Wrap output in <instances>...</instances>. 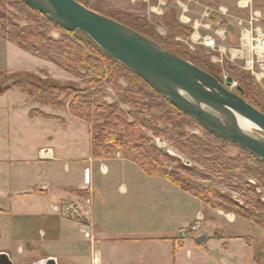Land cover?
<instances>
[{"label":"crops","instance_id":"0c3cea01","mask_svg":"<svg viewBox=\"0 0 264 264\" xmlns=\"http://www.w3.org/2000/svg\"><path fill=\"white\" fill-rule=\"evenodd\" d=\"M207 1L233 11L247 0ZM250 1L264 16V0ZM18 71L26 70L8 72ZM18 95L16 103L0 106V253L12 261L24 257L23 264L48 259L92 264L94 257L99 264H210L213 247L225 254L213 264H254L257 258L264 264L243 240L250 236L234 233L242 219L208 207L165 178L145 174L119 153L93 158L87 125L88 139L69 138L61 115L70 113L64 107ZM68 202L78 206V219L53 211ZM195 224L199 231L183 238ZM232 248L247 249L246 257Z\"/></svg>","mask_w":264,"mask_h":264},{"label":"trees","instance_id":"16d2710c","mask_svg":"<svg viewBox=\"0 0 264 264\" xmlns=\"http://www.w3.org/2000/svg\"><path fill=\"white\" fill-rule=\"evenodd\" d=\"M0 3L9 4L26 23L20 27L8 20L0 10L1 38L32 57L49 62L86 82V87L79 89L70 84L61 85L52 79H38L23 71L6 73L0 70V95L16 88L38 104L64 107L75 119L88 126L93 158L105 160L121 153L145 174L165 178L208 207L235 215L264 230V198L260 196L264 192L263 162L231 142L206 132L192 117L174 107L140 77L105 55L83 32L60 28L21 0H0ZM169 15L170 21L165 27L166 37L161 40L152 37L154 28L146 21L135 20L128 24L111 15L103 16L155 41L170 54L222 81L221 75L209 66L202 65L199 58L192 59L178 53L173 40L176 36L186 38L189 31L178 24L175 13ZM52 32L59 33V38H52ZM248 78L254 80L250 75ZM121 82L126 87L117 94L115 103L107 104L105 100L109 96V89L120 88ZM61 95L66 99L65 104H56ZM241 97L264 113L245 94ZM133 98L153 103L160 113L158 121L162 126L136 110ZM122 105L130 106L129 112H124ZM36 114L49 118L37 111ZM190 124L197 125L203 137L192 135L182 141L183 127ZM147 132L152 135L149 136ZM155 138L172 144L200 168L186 166L189 160H182L183 164H179L177 156L154 146ZM230 148L238 149L239 155L234 158L227 156ZM249 159L254 161V168L247 166L246 161ZM256 180L258 185L255 186ZM203 182L209 186H203ZM227 192L239 198H232ZM243 240L251 245L252 238ZM254 264H261V261L256 259Z\"/></svg>","mask_w":264,"mask_h":264},{"label":"water","instance_id":"95a60500","mask_svg":"<svg viewBox=\"0 0 264 264\" xmlns=\"http://www.w3.org/2000/svg\"><path fill=\"white\" fill-rule=\"evenodd\" d=\"M21 1L60 28L83 32L105 55L140 77L206 132L231 142L264 163V113L240 96V87L230 90L232 78L220 81L170 54L155 41L76 0ZM234 115L252 125L254 131L240 128ZM0 264L14 262L0 253ZM33 264L57 263L48 259Z\"/></svg>","mask_w":264,"mask_h":264},{"label":"rangeland","instance_id":"374dc122","mask_svg":"<svg viewBox=\"0 0 264 264\" xmlns=\"http://www.w3.org/2000/svg\"><path fill=\"white\" fill-rule=\"evenodd\" d=\"M78 1L82 4H84V6H86L87 8H89V9H91V10H93L99 14L101 13V15L102 14L103 15L104 14L111 15L112 17L118 19L119 21H121L123 23L130 24L131 22H134L135 20L146 21L152 27V29L154 28L153 31L151 32V35L156 40H159V39L161 40L162 38L166 37V35L163 36L160 34V32L158 31V28L165 29V27H167V25H168V22L170 21V15L169 14L171 12H173V14L175 13V10H171L172 8H170L166 11L167 13L164 17H162V18L161 17H157V18L154 17V18L148 19L146 12H145L146 4H144L142 2V0H135L134 2H132V0H78ZM189 1L197 2L200 5L207 4V5L214 7V4H211L207 0H189ZM151 2L153 5H155L157 0H152ZM172 2H173L172 0L169 1V3H171V4H172ZM253 2H252V4H253ZM200 9L201 8L198 6L197 10L200 11ZM0 10L4 13V15L6 16V18L8 20H11L12 22L18 24L20 27L24 26L26 24L25 21L20 18L18 13L15 11V9L10 7L9 4L0 3ZM237 16L239 17L240 15H236L235 17H237ZM175 17H176V14H175ZM176 20H177V17H176ZM154 30H155L156 35L154 33ZM51 36L54 39H58L60 35L57 32H52ZM176 37L183 38L182 36H176ZM175 38H174L173 42H174V44H176L175 46L178 48V53L183 54V56H186V57H189L192 59L193 58H199L198 60H201L202 65H204L206 67L209 66L208 68L214 69L216 71V74L221 75L222 78L225 75L232 78V80L237 83V88L241 87L243 89V91H242L243 93H240V96H242V94H245V96L248 98V100L251 103H253L257 107H259V109L264 112V85H262L261 82L256 81L254 78H253L254 80H250L248 78L249 74L245 73L244 71H242L238 67H235V66L229 64V62L225 58L221 59V61L224 60L222 62L219 61L216 63H212L211 59H210L211 55L209 53H207V51L202 50V49H197L195 52L190 51L187 48V46H185L183 44H179L178 42H176ZM177 44H179V45H177ZM216 56H219V55H216ZM10 69L11 70L25 69L26 71H24V72L31 74L35 78L43 79V80L52 79V80L60 83L61 85L70 84V85H73L79 89H83L86 87L85 80L71 76L70 74L60 70L55 65H53L49 62H46V61L32 57L31 55L25 53L24 51H22V50L18 49L17 47L11 45L10 43H7V41H5L3 38L0 37V70H3L4 72L9 73L8 71ZM119 86H120V88H118V89H109V96L105 100V102L107 104H112V103L116 102L117 94L120 93L126 87V84L124 82H121ZM12 89H16V88H12ZM233 91H235V90H233ZM13 92H15V93H13ZM13 92L12 93L7 92L6 94L4 93L0 96V106L7 104V102L12 104L16 101L17 96H19L18 90L13 91ZM30 100L33 101L32 99H30ZM132 101L135 104L134 107L136 110L140 111L146 117L152 118L153 120H155L157 122L158 126H162V123L158 121L160 113L157 109H155V107H154L155 105L153 103H151L147 100L138 99V98H133ZM65 102H66L65 97L61 95L59 98V101L56 102V104L63 105V104H65ZM122 109L124 110V112L127 113L130 110V106L122 105ZM62 114L63 115H61V116L62 117L64 116L67 124L69 125V130H68V137L69 138H71L75 135L80 136V139H82V140H84V139L86 140L89 138L88 129H87L86 124H84L83 122H81L77 119H74L73 117H71L70 114L68 115L65 112H62ZM16 122L18 124H22V123H24V120H22L20 122L16 120ZM183 131H184V137L182 138V141L187 140L192 135H196L198 137H203V132L201 131V129H199V127L197 125L195 126L194 124H192V125L190 124V126L183 127ZM147 133L149 136L152 135V133H150V132H147ZM161 143H163V144H161ZM153 144L156 148L164 151L165 153H170L171 155L177 156L180 160L179 164L180 163L183 164L182 160H184V161L189 160L190 163H185L186 166H190L192 168H200L195 162L191 161L188 157H186L184 154H182L178 150V148H176L172 144L164 142L158 138L154 139ZM83 145L85 146L84 141H83ZM239 153H240V151L238 149L230 148V149H228L227 156L234 158V157H237L239 155ZM119 154H121V153H119ZM113 163L120 164V162H118V161L113 162ZM246 164H247V166H249L251 168L255 167V163L252 159L247 160ZM125 166H126V169H129L130 167H132L131 164L125 165ZM121 183H123V182L116 183V186L121 185ZM202 184L205 187L209 186V184L206 182H203ZM254 185L255 186L258 185L257 180L254 183ZM226 194L232 198H235V199L239 198L238 195H236L232 192H227ZM260 196H262L264 198V192H261ZM241 222H242L243 226H241V228L236 229L237 231H235L234 233H238V234L244 235V236H250L252 238L251 245L249 246L250 250H253L256 253H260L262 255V259L264 260V230L253 225V224H251V223H249V222H247V221H245V220H243ZM222 224L227 229H229V231H231V232L233 231L232 228H234V226L226 224L224 222ZM183 232L186 235H188V238H191L194 236V233L190 232V228H188L187 230H184ZM245 245L248 247L247 244H245ZM231 251H236L238 253L241 252V253H243L242 255L244 257H246L245 253H247V249H245V248L239 249V250H237L236 248H232ZM231 253H233V252H231ZM224 256H225V254L222 251H220L218 248L213 249V247H211L209 250L210 264H213L214 260L221 259ZM211 258H213V259H211ZM24 259H25L24 257L18 258L16 260H14L13 262H14V264H23ZM258 259L259 258H257V260Z\"/></svg>","mask_w":264,"mask_h":264},{"label":"built area","instance_id":"2783aa9c","mask_svg":"<svg viewBox=\"0 0 264 264\" xmlns=\"http://www.w3.org/2000/svg\"><path fill=\"white\" fill-rule=\"evenodd\" d=\"M151 1L142 0L146 4L148 19L162 18L172 8L171 10L177 12L178 24L189 31L186 38L176 37V42L187 46L193 52L197 49L207 51L211 55L212 63L222 62L224 60L221 59L225 58L229 64L264 85V16L253 9L250 0L239 2L233 11L225 7L200 5L189 0H172V4L169 3L170 0H157L155 5ZM198 6L200 11L195 12L194 9ZM236 15L241 17H235ZM158 31L161 35H166V28H158ZM227 78V75L223 76L222 81L225 82ZM236 88L237 83L232 81L230 90ZM53 211L67 219L76 220L80 217V210L73 202L60 203ZM197 230V224L190 226V232ZM89 235V232H84L85 238ZM181 236L185 238L186 234ZM97 260L94 257L92 264Z\"/></svg>","mask_w":264,"mask_h":264},{"label":"bare ground","instance_id":"6f19581e","mask_svg":"<svg viewBox=\"0 0 264 264\" xmlns=\"http://www.w3.org/2000/svg\"><path fill=\"white\" fill-rule=\"evenodd\" d=\"M234 120L236 121L238 126L240 128H242L243 130H247V131L254 130V127L252 125H250L249 123H247L246 121H244L243 119L239 118L236 115H234ZM161 144H163V143H161Z\"/></svg>","mask_w":264,"mask_h":264},{"label":"clouds","instance_id":"9594fccd","mask_svg":"<svg viewBox=\"0 0 264 264\" xmlns=\"http://www.w3.org/2000/svg\"><path fill=\"white\" fill-rule=\"evenodd\" d=\"M94 264H99V261H98V260H97V261H95V262H94Z\"/></svg>","mask_w":264,"mask_h":264}]
</instances>
